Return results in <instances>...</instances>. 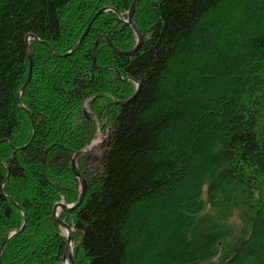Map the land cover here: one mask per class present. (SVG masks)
I'll list each match as a JSON object with an SVG mask.
<instances>
[{
  "label": "trees",
  "instance_id": "1",
  "mask_svg": "<svg viewBox=\"0 0 264 264\" xmlns=\"http://www.w3.org/2000/svg\"><path fill=\"white\" fill-rule=\"evenodd\" d=\"M131 3L0 0L2 264H62L52 209L104 118L103 170L59 212L74 264H264V0H140L120 54Z\"/></svg>",
  "mask_w": 264,
  "mask_h": 264
},
{
  "label": "water",
  "instance_id": "2",
  "mask_svg": "<svg viewBox=\"0 0 264 264\" xmlns=\"http://www.w3.org/2000/svg\"><path fill=\"white\" fill-rule=\"evenodd\" d=\"M139 1L140 0H132V3H131V6L129 8V11L127 12V16L126 18H124L123 15H121L120 13H118V17L121 19V21L123 22V24L129 26L135 36H136V40H137V43L135 45V47L132 49V50H129V51H122L120 49H118L115 45H113L108 39H107V43L109 44V46L111 48H113L116 52L120 53V54H134L140 44H141V41H142V34L140 32V30L138 29V27L135 25L134 23V14L138 8V5H139ZM108 10H111L110 7H105V8H102L101 10H99L96 14V16L104 13L105 11H108ZM88 30V29H87ZM87 30L85 31V33L82 35V37L80 38V40L78 41V43L74 46V48L70 51V52H67L63 55H59L57 54L54 49L48 44V43H45L43 42L54 54H56L57 56L59 57H66L68 55H70L71 53H73L74 51L77 50V48L79 47L83 37L85 36V34L87 33ZM105 37H100L96 40L95 42V45H94V48H93V63H92V67L94 69H101L100 67L97 66L96 64V58H95V53H96V48L99 44V42L104 39ZM29 39H32V40H35L36 42H40V40L35 37L34 35H29L27 38H26V43H27V55H28V58H29V61H30V69H31V66H32V61H33V53H32V50L30 48V44H29ZM30 74L31 72L29 73V76L26 80V82L23 84V86L21 87L20 89V93L19 95L25 90V88L27 87V85L29 84L30 82ZM125 82L129 81V78L125 79L124 80ZM136 91L134 93V95H132L129 99L125 100V101H116L115 103L116 104H125L126 102L132 100L133 98H135V96L137 95L138 93V90H139V87H140V83L137 82L136 83ZM84 114L85 115H88L86 113V111L84 110ZM79 160V157L77 158V162ZM42 163L43 165L45 164V156L43 157V160H42ZM71 167H72V171L74 173V175L79 179V183H80V195L77 199V201L73 204H64L63 202H58L54 205L53 209H52V216H53V219H54V223L62 230V229H65L66 230V233H65V247H64V253H63V257H62V264H74V256H73V230L72 228L63 220H61L59 218V215H58V210H63L65 212H72L73 210L77 209L79 207V205L81 204V202L83 201V198H84V195H85V191H86V186H87V183L83 177L82 174H80L78 168L76 167L75 163L71 161ZM0 264H2L1 260H0Z\"/></svg>",
  "mask_w": 264,
  "mask_h": 264
},
{
  "label": "rangeland",
  "instance_id": "3",
  "mask_svg": "<svg viewBox=\"0 0 264 264\" xmlns=\"http://www.w3.org/2000/svg\"><path fill=\"white\" fill-rule=\"evenodd\" d=\"M30 80H31V74H30ZM84 110L86 111L87 114L89 113V116L91 117L92 113L90 109L88 108V105L86 104L84 105L83 113H84ZM109 130H110V124L108 123V120L106 118L103 119V122H97V130H96V133L92 141L85 148H83L78 154L74 155V157L71 159V161L75 162V165L78 168V170H80V172L82 168H87V170H89V173L90 172L96 173V172H100L103 170V165H104L103 155L106 151V143L108 140ZM79 155H83L82 156L83 159L81 161L82 166H79V162H76L77 157ZM81 174L83 175L85 181L87 182L88 175L87 174L85 175L82 172ZM77 182L79 184L80 181L77 179ZM60 202H63V201H60ZM60 211L61 210H58V212ZM63 231L65 232L64 229Z\"/></svg>",
  "mask_w": 264,
  "mask_h": 264
},
{
  "label": "flooded vegetation",
  "instance_id": "4",
  "mask_svg": "<svg viewBox=\"0 0 264 264\" xmlns=\"http://www.w3.org/2000/svg\"><path fill=\"white\" fill-rule=\"evenodd\" d=\"M82 156L83 155H79V160H78V162H79V166H82V163H81V161H82ZM57 159H61V160H64V161H66V158L64 157V156H62V157H57L55 160H57ZM85 159V158H84ZM68 163L70 164V167H71V160L69 159L68 160ZM82 168V167H81ZM71 169H72V167H71ZM83 170H84V173L83 174H87V168H82Z\"/></svg>",
  "mask_w": 264,
  "mask_h": 264
},
{
  "label": "bare ground",
  "instance_id": "5",
  "mask_svg": "<svg viewBox=\"0 0 264 264\" xmlns=\"http://www.w3.org/2000/svg\"><path fill=\"white\" fill-rule=\"evenodd\" d=\"M67 264V263H66Z\"/></svg>",
  "mask_w": 264,
  "mask_h": 264
}]
</instances>
